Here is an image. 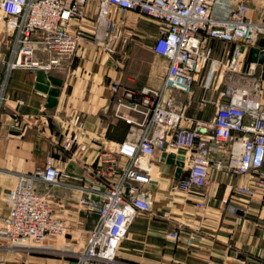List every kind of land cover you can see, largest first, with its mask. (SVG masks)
Returning <instances> with one entry per match:
<instances>
[{
    "label": "built area",
    "instance_id": "obj_1",
    "mask_svg": "<svg viewBox=\"0 0 264 264\" xmlns=\"http://www.w3.org/2000/svg\"><path fill=\"white\" fill-rule=\"evenodd\" d=\"M259 5L261 15L252 17L251 0H0V33L11 45L8 73L0 75V118L11 70L57 74L74 58L94 50L113 56L134 39L124 21L129 12L156 22L153 50L169 60L159 88L112 81L111 91L119 96L116 115L139 128L100 150V164L86 175L69 165L94 160L98 146L82 114L67 119L63 155L50 154L40 171L18 175L8 212L0 216L3 247L39 251L49 240L59 243L72 231L54 211L51 195L39 190L41 182L77 193L79 208L97 214L83 250L63 251L72 256L71 264H124L117 259L118 250L135 218L154 212L148 186L157 167L155 158L165 152L184 157L186 175L173 180V191L206 190L215 174L244 178L227 185L234 196H264L262 84L257 63L247 68L244 63L248 52L264 39V5ZM215 41L226 46V59L221 70H209L205 93L196 101V85L213 62ZM213 77L220 83L213 87L217 96L206 93ZM225 81L226 88H219ZM195 106L201 112L213 107V114L193 115L190 110ZM120 109L137 112L143 119H128L119 115ZM41 111H47L45 104ZM12 127L21 129L19 117ZM196 205L200 211L208 207L204 201ZM198 235V228L168 232L172 240L188 247ZM0 264L7 260L0 257Z\"/></svg>",
    "mask_w": 264,
    "mask_h": 264
},
{
    "label": "crops",
    "instance_id": "obj_2",
    "mask_svg": "<svg viewBox=\"0 0 264 264\" xmlns=\"http://www.w3.org/2000/svg\"><path fill=\"white\" fill-rule=\"evenodd\" d=\"M260 3L264 5V0H251L250 16L259 13ZM124 21L127 30L134 34L125 50L119 48L113 56L94 50L85 57L74 58L62 72L47 73L62 80L54 107L48 106L49 94L36 88L39 70L18 68L9 72L8 99L0 118V216L8 212L10 193L20 173L38 172L50 154L63 155L61 143L68 132L67 119L73 114L84 116L86 128L92 132L98 146L92 155L94 160L69 165L85 175L100 164V150L111 146L112 142H122L139 128L116 115L119 96L111 91L110 84L120 79L135 88H159L169 60L153 50L158 33L156 22L137 12H129ZM213 45V62L203 70H221L222 61L226 59V46L220 41ZM228 47L231 49L233 44ZM255 47H264V39ZM10 49V43L0 33L1 76L8 73L6 62L10 59ZM252 49L244 62L246 68L253 62ZM257 65L262 84L260 102L264 109L263 67ZM217 84L220 83L217 81ZM203 94L200 80L196 85V101ZM42 104L47 106L46 112L41 111ZM209 109L201 112L195 106L190 113L211 116L210 111L207 112ZM28 115L37 117L29 119ZM119 115L135 121L143 119L141 114L127 109H120ZM18 117L21 129L12 127L13 119ZM162 154L155 158L157 167L148 186L155 204L154 212L135 218L121 243L117 259L124 264H264V196H234L227 185L244 178L230 179L215 174L206 190L173 191V180L184 177L186 170L183 168L178 174V165L163 160ZM38 188L51 195L54 211L70 223L72 231L59 243L49 240L41 250L33 252L3 247L6 242L0 240V257H4L7 264H71L72 256L63 251L83 250L88 232L97 222V214L81 210L78 194L71 190L51 188L41 182ZM223 198L228 201L224 203ZM198 201L208 204L205 211L198 210ZM194 228L199 229V235L192 247L168 236L170 231L185 233Z\"/></svg>",
    "mask_w": 264,
    "mask_h": 264
},
{
    "label": "water",
    "instance_id": "obj_3",
    "mask_svg": "<svg viewBox=\"0 0 264 264\" xmlns=\"http://www.w3.org/2000/svg\"><path fill=\"white\" fill-rule=\"evenodd\" d=\"M260 46H262V43L260 42ZM252 61L261 65L263 67V77H264V51L260 50L259 47H253L252 49ZM62 84V80L58 77L48 75L45 71L39 70L37 72V84L36 88L40 91L49 94L48 98V106L54 107L57 103V96L60 93L59 87ZM177 157V162H175V159ZM162 159H167L168 162L171 164H177V172L178 174L182 172L183 167V160L184 157L182 155L176 156V154L171 153L167 154L166 152L162 154Z\"/></svg>",
    "mask_w": 264,
    "mask_h": 264
},
{
    "label": "rangeland",
    "instance_id": "obj_4",
    "mask_svg": "<svg viewBox=\"0 0 264 264\" xmlns=\"http://www.w3.org/2000/svg\"><path fill=\"white\" fill-rule=\"evenodd\" d=\"M208 73H209V70H203V71L201 72V76H200L199 81L201 80L202 85H204V82H205V81L203 80V78H204ZM216 84H217V83H216V79H215V77H213L212 80H211L210 86H209V88H208L207 91H206V93L208 94V93H209V90H211V93H209L208 95H210V94H212V93L214 92L213 87H214ZM226 86H227V82L225 81L224 83L222 82V84L220 85L219 88H226ZM203 88H204V87H203ZM204 93H205V89H204ZM212 109H213V107L210 108L209 110H207V112L210 111V114H211V115H212Z\"/></svg>",
    "mask_w": 264,
    "mask_h": 264
}]
</instances>
